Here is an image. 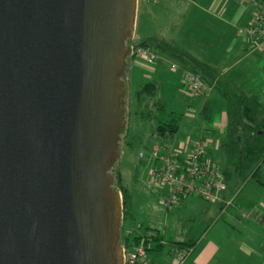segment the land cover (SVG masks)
<instances>
[{
    "label": "water",
    "instance_id": "1",
    "mask_svg": "<svg viewBox=\"0 0 264 264\" xmlns=\"http://www.w3.org/2000/svg\"><path fill=\"white\" fill-rule=\"evenodd\" d=\"M137 0H0V264H122L111 170Z\"/></svg>",
    "mask_w": 264,
    "mask_h": 264
},
{
    "label": "rangeland",
    "instance_id": "2",
    "mask_svg": "<svg viewBox=\"0 0 264 264\" xmlns=\"http://www.w3.org/2000/svg\"><path fill=\"white\" fill-rule=\"evenodd\" d=\"M193 1L194 5L190 4L186 7H182L181 9V15L179 14L180 29L182 33H188V45H192V43L199 41L202 44L204 43L206 47L210 45L216 54L220 55L225 51L227 46L231 45V40L235 35L230 27L228 29V26H225L227 29H225L224 33L220 37L213 40L210 26L215 24V20L205 10L206 3L209 0ZM216 1L223 3V7L228 3L233 4L236 2L235 0ZM223 7L221 5L218 10H221ZM140 30L141 28L139 26V32ZM236 39L239 42L240 38ZM184 40L185 39L183 38L182 41ZM132 42L133 39L131 37V39L127 41V46ZM156 42L159 44H167L162 40L157 39ZM239 46L240 43L234 47V50L231 51V53H228L229 57L235 55L234 57L236 60L231 61L229 58L231 61L230 63H235V66L223 75V83L226 82L231 89H239L244 92L250 91L248 93H254L255 96L258 97L259 101L264 103V53H247L245 48L241 51ZM155 49L159 53L160 58H164L163 54H161V49L159 47ZM132 58L141 60L132 56L129 52L125 59L124 72L120 76V80L124 88V96L122 99V117L124 120V127L119 134L117 142L119 155L114 164L115 167L113 172L115 173L116 170L120 171L124 185L131 189L134 202L133 213L136 217V219L130 224H123L122 227H120V236L124 237L125 244H127L129 240L126 237H129L131 241H134L135 238L133 234L135 231H133V234L130 236H127L126 230L131 227L133 228L135 225L140 223L145 236L149 234V232L150 234H153L148 235L150 238V247L148 250L149 255V253L154 251L157 246V242L155 241L156 234L154 231H150L144 226L158 232L162 238V242L166 244L164 246L166 250L169 246L167 244H184L189 240H196L201 235L210 232L212 227L214 228L213 233L216 232L218 226L220 227V225L223 224L222 222L224 216L217 217L213 211V207H208L209 205L207 202L195 197H189L183 205L175 206L171 210H166L161 205L162 196L157 193L156 189L153 190L152 187L147 185L145 172L149 163L147 162L146 157L142 159L138 156L140 151L148 153L154 144L160 146L161 148H165L167 144H175L178 147L179 143H185L187 140L191 142L201 141L198 139L201 132L199 130V125L194 121V119L184 116L188 113V111H190L188 105L192 103L193 100L189 98L184 91L179 89V84L174 79L170 81L169 87L168 85L166 86V84L163 85L160 92L162 97L153 96V98L149 100L145 99L141 103L136 102L133 94V88L130 87L128 82V69ZM141 62L147 64L143 60H141ZM162 63L167 71H173V73H170L171 76L178 75L176 72L179 66H181V63L178 60H171L170 62L164 60ZM211 85H214L213 87H215V85L219 86L216 82ZM202 99L203 98L198 99L197 102ZM155 104L163 105L166 112H173L174 115H180L183 113V119L179 124L177 133H175V135L169 140L152 139L151 136L154 130V122L152 121V123H150L148 121L141 120L139 117V112L145 110L146 108L151 109L153 114H156ZM223 131L225 132V130ZM205 140L207 139H204L201 142L205 145L209 158L214 159V162L220 168L227 167L229 170L232 168L235 170V162H237L238 157L231 160L230 164H225L223 160L227 161V156L226 154L224 155V150L220 146L221 142L220 144L215 142L212 145H209ZM263 159L264 157H262L258 163V168L260 172L259 176L260 178L262 176V179L264 180V168L260 165L262 164ZM137 179L138 181L136 183ZM241 218L256 220L257 224L255 226L248 225V230L243 231L244 233H242V237H239L238 240L240 241L230 242L232 244V248H237L241 242L245 243L244 245H246V247H251L250 244L258 246L263 245L264 225L262 227L258 226L259 220L263 217L256 212L248 217L241 216ZM217 242L220 247H223L222 245L225 241Z\"/></svg>",
    "mask_w": 264,
    "mask_h": 264
},
{
    "label": "crops",
    "instance_id": "3",
    "mask_svg": "<svg viewBox=\"0 0 264 264\" xmlns=\"http://www.w3.org/2000/svg\"><path fill=\"white\" fill-rule=\"evenodd\" d=\"M190 4L194 5V1L138 0L133 26V42H148L152 39H157L162 40L164 43L177 46L200 63L211 66L219 74L217 77L219 82L223 83V75L235 66V63H230L236 60L234 57L235 55L229 57L228 53H231L238 43H240L239 49L241 51L245 48L247 53L251 52L249 37L246 33V26L250 19V10L237 2L233 4L228 3L224 7L223 3L216 0H209L206 3V12L215 20V24L210 26L212 39L214 40L220 37L225 29H229V27L235 35L231 40V45L227 46L225 51L220 55H217L210 45L206 47L204 43L202 44L199 41L192 43V45H188L187 41L189 36L187 35L188 33H182L180 29L179 14L181 15L182 7H186ZM221 5L223 8L218 10ZM139 26L141 28L140 32ZM225 26L228 27L225 28ZM183 38L185 39L184 41H182ZM236 38H240L239 42ZM161 52L164 58H159V60L153 64H145L141 62V60L131 59V64L128 69V82L130 87L133 88V94L139 85L146 82H154L157 86L154 97H162L160 92L163 85L166 84V86L168 85L169 87L170 81L174 79L178 82L179 89L184 91L188 97L193 100V102L188 105L190 111L184 116L194 119L199 125L201 135L198 139L201 141L207 139L205 141L209 145L215 142L218 144H220V142L221 144L225 142L226 135L223 130H226L227 126L226 103L219 89L212 86L205 94L198 97H191L184 84V75L188 69V65L172 57L168 52ZM164 60L168 62L171 60H178L181 63V66H179L176 72L178 75L171 76L170 73H173V71H167L162 63ZM223 84L227 85L226 82ZM248 92L244 93L255 95L254 93ZM200 98L203 99L197 102ZM205 109H207V115H205ZM173 145L176 147L175 144ZM180 146H182V143L178 144V149ZM206 155H209L207 151ZM211 160L214 161V159ZM223 161L228 165L227 161ZM148 163L149 168L150 162ZM148 168L145 172L146 182ZM221 169L227 175V188L220 196L221 200L219 202L207 203L209 205L208 207L214 208L213 211L217 217L224 216L223 224L220 225L221 228L218 226L214 233V228L212 227V231L210 230V232L201 235L198 239L189 240L188 242L193 241L195 244L187 257L179 264H264V244L260 246L250 244L251 247H246V245H244L245 243L241 242L237 248L233 249L230 243L232 241H240L238 239L242 237L243 231L248 230V225L255 226L257 224L256 220L241 218L238 214V210H254L255 213L258 212V214L263 217L259 220L258 226L262 227L264 225V180L262 176L261 178L258 176L257 179L254 178L252 180L247 177L243 180L234 168L229 170L227 167H221ZM137 181L138 179L136 183ZM154 189L155 188H153V190ZM129 190L131 192V189ZM156 190L157 193L162 196V192L157 188ZM131 194L133 202V193L131 192ZM188 198L189 197L183 199L179 205L186 203ZM229 201H232L231 206L226 208L225 211H222L223 202ZM217 241H225L222 245L223 247H220ZM162 243L163 246L161 248L149 253V257L153 263L178 264L171 252L174 245L167 244L169 246L165 250L164 246L166 244H164V242Z\"/></svg>",
    "mask_w": 264,
    "mask_h": 264
},
{
    "label": "built area",
    "instance_id": "4",
    "mask_svg": "<svg viewBox=\"0 0 264 264\" xmlns=\"http://www.w3.org/2000/svg\"><path fill=\"white\" fill-rule=\"evenodd\" d=\"M235 1L250 10L246 33L251 52L264 53V0ZM128 48L132 56L147 64H153L160 58L157 50L150 45L132 42L128 44ZM184 84L191 97L205 94L211 87L201 74L192 70L185 72ZM151 138L159 139L155 135ZM138 156L142 159L146 157L147 162H150L147 185L162 192L161 205L166 210H171L187 197H195L205 202H219L220 196L227 188L224 171L206 155L205 145L201 141L187 140L179 149L173 144H167L165 148L154 144L148 153L140 151ZM260 165L264 168V159ZM231 203L232 201L223 202L221 210L225 211ZM238 213L242 217H248L255 214V211L238 210ZM126 233L127 236L133 234L135 240L131 241L126 237L129 239L127 244L121 243L122 264H154L148 255V235L153 234L149 232L145 236L140 223L126 230ZM171 252L179 264L190 250L173 246Z\"/></svg>",
    "mask_w": 264,
    "mask_h": 264
},
{
    "label": "trees",
    "instance_id": "5",
    "mask_svg": "<svg viewBox=\"0 0 264 264\" xmlns=\"http://www.w3.org/2000/svg\"><path fill=\"white\" fill-rule=\"evenodd\" d=\"M142 45H150L154 48H160L161 51L168 52L172 57L182 61L188 65V69L198 72L208 82L209 85L216 82L215 87L219 89L221 96L226 103L227 126L225 130L226 141L220 146L227 156V162L238 157L235 162V171L239 173L244 180L249 177L257 179L259 176L258 163L264 155V103L260 102L255 95H248L238 89H231L228 85L218 82V73L209 65L200 63L189 54L180 50L177 46L171 44H159L152 39L148 42H139ZM156 43V45H155ZM214 86V85H211ZM157 86L154 82H146L138 86L134 92L136 102L141 103L145 99H151L155 95ZM146 106V105H145ZM156 114L151 109L146 108L139 112L141 120L154 122L153 135L159 139H171L179 129L182 120V114L174 115L173 112H166L163 105L155 104ZM207 115V109H205ZM111 173L114 177L113 186L121 194L122 204V222L130 224L136 217L133 213L132 194L128 187L123 183L120 171ZM225 173V172H224ZM227 178V175L225 173ZM146 227L150 231H154L156 249L163 246L162 238L153 229ZM120 243H124V237L120 236ZM174 246L191 250L195 242L172 243Z\"/></svg>",
    "mask_w": 264,
    "mask_h": 264
}]
</instances>
